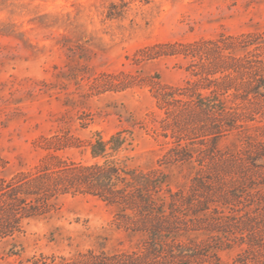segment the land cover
Wrapping results in <instances>:
<instances>
[{"label":"rangeland","instance_id":"1","mask_svg":"<svg viewBox=\"0 0 264 264\" xmlns=\"http://www.w3.org/2000/svg\"><path fill=\"white\" fill-rule=\"evenodd\" d=\"M263 74L264 0H0V175L58 160L101 161L91 157L90 142L122 130L130 137L118 158L137 170L159 169L173 191L189 195L195 176L217 180L219 168L224 185L244 183L216 216L228 247L217 259L191 263L233 264L248 238V227L232 232L237 222L264 237V172L238 168L244 153L264 166ZM224 81L237 90L226 102L243 124L218 140L230 159L200 167L195 153L210 144L203 135L209 117L179 95L188 88L198 99L218 98L209 87ZM252 87L258 92L249 94ZM179 142L195 151L194 163L164 160ZM52 198L50 213L0 237V264H64L89 250L137 249L140 235L115 222L105 201L80 192ZM195 227L206 224L190 231L206 243Z\"/></svg>","mask_w":264,"mask_h":264},{"label":"trees","instance_id":"2","mask_svg":"<svg viewBox=\"0 0 264 264\" xmlns=\"http://www.w3.org/2000/svg\"><path fill=\"white\" fill-rule=\"evenodd\" d=\"M223 78L224 75L215 77L218 80ZM259 78L261 77L257 80ZM187 84L194 85L196 89L195 81ZM260 86L264 89V81ZM209 88L211 92L208 95L217 93L218 98L201 96L198 99L187 93L188 88L186 93L179 96L193 100L201 113L209 117L203 135L209 136L210 144L201 153H195L186 142L176 143L167 151L164 160L194 163L195 153L200 167L206 163L219 167L218 162L230 159L228 153L218 148V140L243 124L239 113L226 102L227 97L234 95L237 90L225 81L220 87L212 84ZM230 90L233 92H229ZM256 92L258 91L253 87L248 91L249 94ZM173 93L164 92L163 99L172 100ZM129 137L130 134L122 130L113 133L106 140L97 135L90 142L89 150L92 158H100L101 161L67 164L58 160L52 168L41 165L35 171L20 172L9 179L0 175V237L12 236L22 220L50 213L54 203L49 198L54 199L68 192H80L98 197L113 206L115 222L131 233L140 235V242L136 250L114 253L89 250L64 264H154L162 261H185L177 264H191L206 258L217 259L218 251L226 249L227 240L230 239L218 234L221 232L219 228L223 219L216 216L220 210L227 208L226 205L232 198L239 197V188L244 183L230 187L224 185L220 177L223 170L219 168L216 171L219 176L217 180L214 178L212 181V177L206 175L195 176L189 195L182 194L180 190L173 191L167 186L165 176L159 169L137 170L128 166L124 159L118 158ZM112 155H117V158H110ZM242 161L239 169L251 168L264 172V166L257 165L256 158L251 153H244ZM213 185L215 187H211ZM221 187L223 190H220ZM203 191L209 195H199ZM186 208L189 210L188 214L192 215L191 219L184 213ZM213 214L215 216H211ZM192 219H197L200 224H195ZM205 224L206 227H201L202 229H193L202 230L207 235V242L201 244L196 242L198 239L193 238L190 231L191 226ZM237 225L239 226L234 223L232 232L235 228L245 230L248 227V238L244 241L246 247L233 264H264V237L255 235L250 222H237ZM257 225L258 223H253V226Z\"/></svg>","mask_w":264,"mask_h":264}]
</instances>
